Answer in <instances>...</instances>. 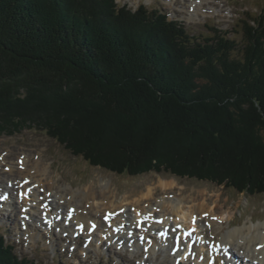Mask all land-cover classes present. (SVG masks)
<instances>
[{
  "label": "trees",
  "instance_id": "trees-1",
  "mask_svg": "<svg viewBox=\"0 0 264 264\" xmlns=\"http://www.w3.org/2000/svg\"><path fill=\"white\" fill-rule=\"evenodd\" d=\"M233 21L231 39L115 0H0V135L264 196V9ZM0 264L39 263L0 235Z\"/></svg>",
  "mask_w": 264,
  "mask_h": 264
},
{
  "label": "rangeland",
  "instance_id": "rangeland-1",
  "mask_svg": "<svg viewBox=\"0 0 264 264\" xmlns=\"http://www.w3.org/2000/svg\"><path fill=\"white\" fill-rule=\"evenodd\" d=\"M115 2L126 4L131 9H136L140 4L149 10L157 9L164 13L168 20L180 22L191 35L209 34L208 27H213L225 30L229 34L227 37L231 39L234 35L233 30L236 28V22L233 20L238 14L249 12L257 15L264 9V0H115ZM234 37H237L236 42L240 47V37ZM2 157L16 167L20 164V158L27 157L29 166L38 167L41 171L40 178L44 179L45 183L54 184V191L64 193L63 190L72 189L74 204L75 200L81 201L83 193L87 191L101 194L107 184L110 189V194L107 195H111V199L117 203L115 207L117 211L124 206L130 212L135 201L151 191L150 199L143 198V201H138L141 206L151 205L156 208L157 200L171 196L195 198L201 203L204 201L213 208L215 214L229 212L230 219L223 223V232L252 223L264 224L263 195L248 197L224 185L191 178H175L154 172L142 175L116 174L93 167L81 157L73 156L63 144L51 138L44 129H24L18 134L0 135V158ZM17 176L16 174L15 177ZM13 178L14 175H0V185L5 186ZM161 181L169 182L170 188H164ZM16 188L12 193L14 199ZM20 190L23 191V188ZM14 202L15 204L4 210L0 206V235L14 247L15 254L21 258L26 257L39 264L53 262L62 264V260L67 264H142L141 261H146L144 264H173L172 258L161 251L157 252L154 260V256L144 257L142 247L131 249L123 246L122 249H118L121 246L110 244L97 232L87 246L84 236L70 235L69 232L50 226H48L50 230L45 231L44 226L47 227L45 222L36 219L32 221L33 224L29 223L33 233L31 240L26 235V228L20 220L21 205L16 203L18 201ZM121 203L124 205L121 206ZM37 216L40 218L39 215ZM232 250L235 251L234 255ZM228 251L229 254L231 252L229 256L240 262V252H237L235 248Z\"/></svg>",
  "mask_w": 264,
  "mask_h": 264
},
{
  "label": "bare ground",
  "instance_id": "bare-ground-1",
  "mask_svg": "<svg viewBox=\"0 0 264 264\" xmlns=\"http://www.w3.org/2000/svg\"><path fill=\"white\" fill-rule=\"evenodd\" d=\"M19 160L20 164L16 167L4 157L0 158V175H14L8 184L0 185V201L9 195L0 206L4 210L18 201L16 203L21 205L22 212L20 220L31 240L33 233L29 223L36 219L45 222V231L50 230L48 226L55 227L70 235L83 234L87 241L93 239L97 232L110 244L131 249L142 247L145 258L154 256L155 260L157 252L161 251L172 258L173 264H236L237 259L229 257L231 252L229 254L228 249L232 248L241 254L238 264H264V224L260 222L223 232V223L230 219L229 212L215 214L204 201L201 203L195 198L171 196L157 200L156 208L141 206L138 201L150 199L151 191L135 201L130 212L123 203L121 210L117 211V203L111 199V195H107L110 194L107 184L101 194L87 191L83 193L81 201L75 200L74 204V191L71 188L63 190L64 193L54 191V184L45 183L40 178L41 171L38 167L31 168L27 157ZM161 185L170 188L169 182L161 181ZM15 187L14 199L12 193ZM109 214L112 217L107 224L100 220ZM140 220H143L141 227ZM186 231L192 232L190 236H183L180 244L174 243L172 235H183ZM160 232H164L165 237H159ZM234 252L232 250V255ZM145 262L141 261L142 264Z\"/></svg>",
  "mask_w": 264,
  "mask_h": 264
}]
</instances>
